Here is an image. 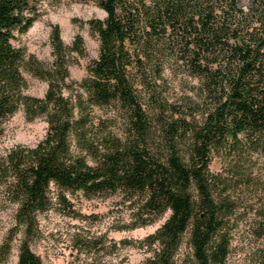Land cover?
Listing matches in <instances>:
<instances>
[{"label":"trees","instance_id":"trees-1","mask_svg":"<svg viewBox=\"0 0 264 264\" xmlns=\"http://www.w3.org/2000/svg\"><path fill=\"white\" fill-rule=\"evenodd\" d=\"M94 1L106 11L88 20L99 52L73 80L83 36L67 43L54 24L52 60L27 56L16 40L39 4L0 0V127L19 110L48 122L0 160L18 204L2 246L22 228L18 264H41L30 244L40 213L68 192H117L140 225L170 211L147 237L150 264H174L186 234L182 264H225L246 194L264 192V0ZM26 70L47 80L43 96L27 91Z\"/></svg>","mask_w":264,"mask_h":264},{"label":"rangeland","instance_id":"rangeland-1","mask_svg":"<svg viewBox=\"0 0 264 264\" xmlns=\"http://www.w3.org/2000/svg\"><path fill=\"white\" fill-rule=\"evenodd\" d=\"M36 1L40 14L16 43L24 48L27 56L50 61L53 58L51 31L54 24L60 25L67 43H71L77 34L82 35L88 54L70 67L71 79H81L87 64L99 52L98 35L88 20L103 18L106 11L94 0ZM25 76L27 91L43 96L48 87L47 80L27 70ZM182 91L176 87L170 98L178 100ZM47 126L44 116L29 119L24 110L7 118L0 127V160L13 147L35 145L45 136ZM215 166L218 168L220 163L217 161ZM2 178L0 175V264H18L23 229L15 230L9 249L2 246L10 228L16 224L18 207L6 197ZM260 194H246L225 264H264V198H257L264 197V192ZM67 197L69 202L56 200L49 210L39 214L38 231L30 244L41 264H150L155 244H150L147 237L167 219L169 210L156 220L140 225L135 220L137 213L133 205L120 193L89 197L80 192H68ZM250 203L253 206H246ZM190 256L186 234L174 264H182Z\"/></svg>","mask_w":264,"mask_h":264}]
</instances>
